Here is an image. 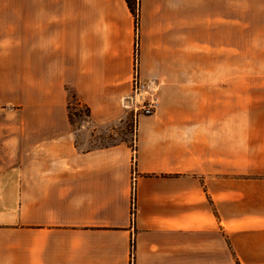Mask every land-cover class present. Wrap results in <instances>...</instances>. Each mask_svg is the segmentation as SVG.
I'll return each mask as SVG.
<instances>
[{
	"label": "crops",
	"instance_id": "0c3cea01",
	"mask_svg": "<svg viewBox=\"0 0 264 264\" xmlns=\"http://www.w3.org/2000/svg\"><path fill=\"white\" fill-rule=\"evenodd\" d=\"M132 1L0 0V83H25L20 122L0 90V264H264V124L242 99L264 83V0ZM136 61L157 111L83 147Z\"/></svg>",
	"mask_w": 264,
	"mask_h": 264
},
{
	"label": "rangeland",
	"instance_id": "374dc122",
	"mask_svg": "<svg viewBox=\"0 0 264 264\" xmlns=\"http://www.w3.org/2000/svg\"><path fill=\"white\" fill-rule=\"evenodd\" d=\"M17 9H23V2H16ZM252 85L251 95L256 97L257 106V121L264 124V83H242V99H246L247 94H243L244 87ZM14 88L15 94L12 91L8 92V88ZM0 90L2 96L12 98L11 103L3 105L8 110L15 114L17 122L23 121V107L25 101V83L24 82H1ZM70 94L69 116L72 115L73 124L77 128L90 123V117L87 116V108L80 100L72 87H68ZM247 91V90H246ZM249 96V94H248ZM251 96V99H252ZM253 97V98H255ZM88 107V106H87ZM4 111V110H1ZM2 120H5L4 114L1 113ZM118 116L107 121L101 127L92 128V125L87 127V130L81 131L78 134V143L85 148H94L106 145H113L120 142L134 141L136 138V125L139 117L136 118L134 112L126 108H120ZM143 116V115H142ZM8 120V118H6ZM259 128V126H258ZM259 133L264 134L263 126H260ZM226 264H234L233 261L226 258Z\"/></svg>",
	"mask_w": 264,
	"mask_h": 264
},
{
	"label": "built area",
	"instance_id": "2783aa9c",
	"mask_svg": "<svg viewBox=\"0 0 264 264\" xmlns=\"http://www.w3.org/2000/svg\"><path fill=\"white\" fill-rule=\"evenodd\" d=\"M159 91V83L144 80L140 76L138 61H136L131 90L122 97V106L134 112L136 118L142 115H152L157 111L160 104Z\"/></svg>",
	"mask_w": 264,
	"mask_h": 264
},
{
	"label": "trees",
	"instance_id": "16d2710c",
	"mask_svg": "<svg viewBox=\"0 0 264 264\" xmlns=\"http://www.w3.org/2000/svg\"><path fill=\"white\" fill-rule=\"evenodd\" d=\"M128 3L130 5L132 11L135 13V15L138 16V12H139L138 3L137 2H133L132 0H128ZM86 108H87V116L90 117L91 116L90 108L87 107V106H86ZM70 120L73 123L71 114H70Z\"/></svg>",
	"mask_w": 264,
	"mask_h": 264
}]
</instances>
